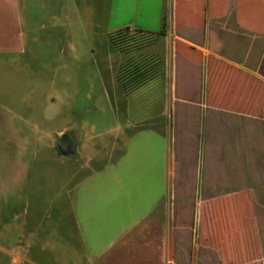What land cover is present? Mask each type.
<instances>
[{
    "label": "crops",
    "instance_id": "obj_1",
    "mask_svg": "<svg viewBox=\"0 0 264 264\" xmlns=\"http://www.w3.org/2000/svg\"><path fill=\"white\" fill-rule=\"evenodd\" d=\"M97 1L112 33L165 26L119 69H163L130 95L117 81L133 131L75 189L74 263L264 264V0ZM24 53L20 2L0 0V67Z\"/></svg>",
    "mask_w": 264,
    "mask_h": 264
},
{
    "label": "rangeland",
    "instance_id": "obj_2",
    "mask_svg": "<svg viewBox=\"0 0 264 264\" xmlns=\"http://www.w3.org/2000/svg\"><path fill=\"white\" fill-rule=\"evenodd\" d=\"M19 2L25 53L0 67V264L26 256L42 264L43 250L75 264L86 254L73 220L75 189L133 131L116 80L128 55L112 45L116 25L97 0ZM63 133L77 147L72 156L57 147Z\"/></svg>",
    "mask_w": 264,
    "mask_h": 264
},
{
    "label": "trees",
    "instance_id": "obj_3",
    "mask_svg": "<svg viewBox=\"0 0 264 264\" xmlns=\"http://www.w3.org/2000/svg\"><path fill=\"white\" fill-rule=\"evenodd\" d=\"M165 35V26L160 32L142 29H124L110 35L112 45L121 53L134 54L153 45ZM162 61L158 56L148 55L127 60L117 72V81L126 95L136 92L162 74Z\"/></svg>",
    "mask_w": 264,
    "mask_h": 264
},
{
    "label": "water",
    "instance_id": "obj_4",
    "mask_svg": "<svg viewBox=\"0 0 264 264\" xmlns=\"http://www.w3.org/2000/svg\"><path fill=\"white\" fill-rule=\"evenodd\" d=\"M57 147L62 155H73L76 147L73 146L71 142L68 140L66 133L62 135H58L57 137Z\"/></svg>",
    "mask_w": 264,
    "mask_h": 264
},
{
    "label": "flooded vegetation",
    "instance_id": "obj_5",
    "mask_svg": "<svg viewBox=\"0 0 264 264\" xmlns=\"http://www.w3.org/2000/svg\"><path fill=\"white\" fill-rule=\"evenodd\" d=\"M71 144H72V147L74 146V144L71 142Z\"/></svg>",
    "mask_w": 264,
    "mask_h": 264
},
{
    "label": "clouds",
    "instance_id": "obj_6",
    "mask_svg": "<svg viewBox=\"0 0 264 264\" xmlns=\"http://www.w3.org/2000/svg\"><path fill=\"white\" fill-rule=\"evenodd\" d=\"M62 135V134H61Z\"/></svg>",
    "mask_w": 264,
    "mask_h": 264
}]
</instances>
